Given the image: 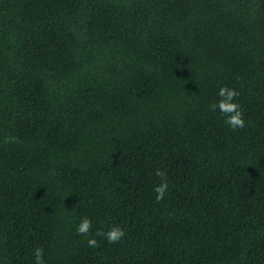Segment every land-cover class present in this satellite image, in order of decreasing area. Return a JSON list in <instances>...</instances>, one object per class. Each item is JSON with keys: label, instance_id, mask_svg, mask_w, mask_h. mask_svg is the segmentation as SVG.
Instances as JSON below:
<instances>
[{"label": "trees", "instance_id": "1", "mask_svg": "<svg viewBox=\"0 0 264 264\" xmlns=\"http://www.w3.org/2000/svg\"><path fill=\"white\" fill-rule=\"evenodd\" d=\"M223 86L243 129L210 109ZM115 226L120 243L88 246ZM41 247L264 264V0H0V264Z\"/></svg>", "mask_w": 264, "mask_h": 264}, {"label": "clouds", "instance_id": "2", "mask_svg": "<svg viewBox=\"0 0 264 264\" xmlns=\"http://www.w3.org/2000/svg\"><path fill=\"white\" fill-rule=\"evenodd\" d=\"M218 96L221 98L218 102L210 105L212 111L217 109L221 115L225 118L224 123L228 125L232 130L243 129L246 125L241 105L236 102V97L239 96L238 90L229 88L227 86L220 87ZM15 137L6 138V143L15 141ZM156 176L161 178V183L154 186V193L156 194L157 202L163 201L168 191L167 173L162 170H156ZM76 232L81 236H89L92 233V220L88 217L82 218L81 222L76 228ZM125 231L123 228L118 226L111 227L107 232L97 231L91 238L88 239L87 243L90 248H97L100 246L96 236H102L109 244H118L125 237ZM35 257V264H46L44 260V249L37 248L33 253Z\"/></svg>", "mask_w": 264, "mask_h": 264}]
</instances>
